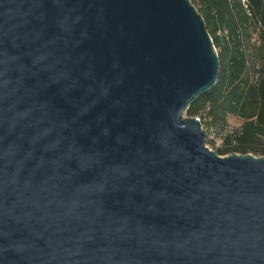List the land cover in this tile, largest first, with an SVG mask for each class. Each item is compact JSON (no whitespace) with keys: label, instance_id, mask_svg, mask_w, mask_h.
<instances>
[{"label":"water","instance_id":"obj_1","mask_svg":"<svg viewBox=\"0 0 264 264\" xmlns=\"http://www.w3.org/2000/svg\"><path fill=\"white\" fill-rule=\"evenodd\" d=\"M220 72L191 0H0V264H264V156L185 116Z\"/></svg>","mask_w":264,"mask_h":264},{"label":"trees","instance_id":"obj_2","mask_svg":"<svg viewBox=\"0 0 264 264\" xmlns=\"http://www.w3.org/2000/svg\"><path fill=\"white\" fill-rule=\"evenodd\" d=\"M191 1L206 20L221 72L217 85L191 105L187 116L200 118L213 131L225 129L230 117L237 118L241 126L216 152L264 156V0H246L251 14L242 0ZM254 36L257 44L251 43Z\"/></svg>","mask_w":264,"mask_h":264},{"label":"rangeland","instance_id":"obj_3","mask_svg":"<svg viewBox=\"0 0 264 264\" xmlns=\"http://www.w3.org/2000/svg\"><path fill=\"white\" fill-rule=\"evenodd\" d=\"M256 78H254L255 80ZM187 116V114H185ZM241 126V121L237 118L230 117L228 126L221 130V129H214L213 134L211 137H208V140H213L216 142L215 145L207 144L212 150L217 151V149L221 148L223 145V139L229 135H235L236 130ZM228 156V155H223ZM259 157V156H257Z\"/></svg>","mask_w":264,"mask_h":264},{"label":"built area","instance_id":"obj_4","mask_svg":"<svg viewBox=\"0 0 264 264\" xmlns=\"http://www.w3.org/2000/svg\"><path fill=\"white\" fill-rule=\"evenodd\" d=\"M242 3H243V5H244V8H245L246 12H247L248 14H251V11H250V7H249V3H248V1H246V0H242ZM251 43H252V44H257V43H258V38H257L256 36H254V37L251 39ZM198 119L201 121L200 118H198ZM201 123H202V121H201ZM202 125H203V123H202ZM203 127H204V129L207 131V133H208V137H211V135L213 134L214 131H213L212 129H211V130L206 129L204 125H203Z\"/></svg>","mask_w":264,"mask_h":264}]
</instances>
